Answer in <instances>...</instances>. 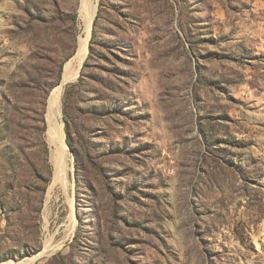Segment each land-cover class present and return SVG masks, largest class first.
<instances>
[{
    "label": "rangeland",
    "instance_id": "374dc122",
    "mask_svg": "<svg viewBox=\"0 0 264 264\" xmlns=\"http://www.w3.org/2000/svg\"><path fill=\"white\" fill-rule=\"evenodd\" d=\"M80 2L0 0V264H264V0H86L66 195Z\"/></svg>",
    "mask_w": 264,
    "mask_h": 264
},
{
    "label": "bare ground",
    "instance_id": "6f19581e",
    "mask_svg": "<svg viewBox=\"0 0 264 264\" xmlns=\"http://www.w3.org/2000/svg\"><path fill=\"white\" fill-rule=\"evenodd\" d=\"M80 5H81L80 12L84 19L85 28H86V36L80 47H79V43H77L78 53L76 57L74 58L73 61L67 64L60 85L57 88H55L54 91L50 94V97L48 99L49 106L46 114V121H47L46 140L49 146H51L52 148L51 151L55 160V170L52 178V183L49 188L50 190H52L53 187H60L66 195H68L70 189H72L73 186L69 179L68 153H67V146L64 141V134L62 129L57 124L58 118L60 116V94L63 89L62 87L68 82L73 81L77 77L78 69L87 55L89 31H90L92 19L94 17V13L92 14L88 12L89 10L86 0H81ZM51 96L52 99L50 100ZM55 152H59L60 154L59 158L56 157ZM66 237L67 234H65L64 238ZM45 245H46L45 250L42 254L46 255L50 253V251H55V249L59 247L61 244L56 245L54 248H50L48 242H45Z\"/></svg>",
    "mask_w": 264,
    "mask_h": 264
},
{
    "label": "trees",
    "instance_id": "16d2710c",
    "mask_svg": "<svg viewBox=\"0 0 264 264\" xmlns=\"http://www.w3.org/2000/svg\"><path fill=\"white\" fill-rule=\"evenodd\" d=\"M75 16V15H74ZM95 25H96V21H95ZM94 34L92 36V39H91V46H90V55H89V58L92 57L93 55V43H94ZM88 58V59H89ZM87 59V60H88ZM84 67H86V65H84ZM61 70H62V65H59V73H58V76H57V80H59L60 78V74H61ZM34 84H36L35 81H33ZM80 89V84L79 83H75V84H71V85H68L67 88L65 89V92H64V95H63V99H62V105H63V114H64V120H65V133H66V142L67 144L72 148V144H71V140H70V133H69V123H68V113H67V109H68V106H69V103L74 99V95L77 93V90Z\"/></svg>",
    "mask_w": 264,
    "mask_h": 264
},
{
    "label": "water",
    "instance_id": "95a60500",
    "mask_svg": "<svg viewBox=\"0 0 264 264\" xmlns=\"http://www.w3.org/2000/svg\"><path fill=\"white\" fill-rule=\"evenodd\" d=\"M92 23H93V21H92ZM91 30H92V24H91ZM90 36H91V33H90ZM77 53H78V45H77V49H76V51H75V54H74V56H76L77 55ZM87 53H88V48H87ZM73 56V57H74ZM63 70H64V67H63ZM62 73H63V71H62ZM49 97H50V95H49ZM49 97H48V99H49ZM68 147V146H67ZM69 149V148H68ZM70 150V149H69Z\"/></svg>",
    "mask_w": 264,
    "mask_h": 264
}]
</instances>
